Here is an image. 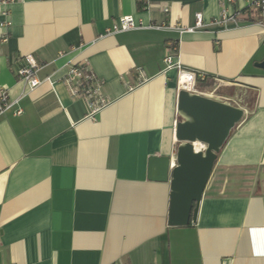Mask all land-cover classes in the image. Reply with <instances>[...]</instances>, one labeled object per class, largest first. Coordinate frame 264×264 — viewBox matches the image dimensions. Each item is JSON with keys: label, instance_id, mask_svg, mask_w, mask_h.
<instances>
[{"label": "crops", "instance_id": "crops-1", "mask_svg": "<svg viewBox=\"0 0 264 264\" xmlns=\"http://www.w3.org/2000/svg\"><path fill=\"white\" fill-rule=\"evenodd\" d=\"M10 1V26H1L0 5V91L23 96V113L0 116V264H264L256 0ZM224 5L237 22L211 25ZM197 13L209 25L180 33ZM128 16L143 28L108 34ZM174 45L182 67L209 75L206 86L215 85L211 77L227 82L221 97L246 111L187 228L168 225L170 184L148 179L150 158L174 162L179 146L178 70L164 63ZM28 54L43 66L33 91L16 75ZM80 63L110 101L94 115L64 83Z\"/></svg>", "mask_w": 264, "mask_h": 264}, {"label": "water", "instance_id": "water-1", "mask_svg": "<svg viewBox=\"0 0 264 264\" xmlns=\"http://www.w3.org/2000/svg\"><path fill=\"white\" fill-rule=\"evenodd\" d=\"M255 66L264 70V60ZM177 111L183 120L175 127V138L179 142L176 161L171 157H151L148 179L170 184L168 225L187 228L197 222L218 155L246 111L183 89L178 93ZM195 143L205 149L196 150Z\"/></svg>", "mask_w": 264, "mask_h": 264}, {"label": "built area", "instance_id": "built-area-1", "mask_svg": "<svg viewBox=\"0 0 264 264\" xmlns=\"http://www.w3.org/2000/svg\"><path fill=\"white\" fill-rule=\"evenodd\" d=\"M10 0H0L1 7L4 9L1 11L2 16L6 20L1 24V26H10L11 22L9 20L10 13L6 9V6L10 3ZM234 2V0H230ZM257 9L260 11L261 21L260 24L264 28V0H256L254 2ZM169 9H165L167 12ZM237 22V15L230 14L227 10V7L222 8L221 14L218 18L214 19L210 24L218 26L220 28H226L231 23ZM209 24L205 23L202 13H197L195 15V24L192 27H180L178 30L180 33H192L201 30L208 26ZM152 28H162V26L152 25ZM143 28L142 23L137 24L133 17H122L108 31L109 35L116 33L127 32L135 29ZM36 57L33 54L24 55L21 57L20 62L18 63L16 75L19 81L27 85V87L33 91L41 85V81L38 77V73L43 68L42 64L38 62ZM178 48L174 45L172 48L168 49L166 57L164 59L165 70L177 69L178 70V84L179 89L187 90L191 93L206 95L209 97H214L222 102H228L225 98L221 96H215L219 91V88L222 84L227 82L218 79L216 77H211L214 80V86H206L208 82V77L206 73L193 71L190 69H185L178 62ZM185 80V85L182 86V81ZM64 83L67 86L68 90L73 99H82L88 102L90 105V110L92 114H96L100 110L106 108L110 101L106 98L102 92L103 81L99 79L90 66L87 63H80L77 65L70 66ZM184 84V83H183ZM23 99V96L18 100H12L9 93L6 90L0 91V116L12 112L16 116H21L23 109L20 107V101ZM230 103V102H228ZM205 146L201 150H204Z\"/></svg>", "mask_w": 264, "mask_h": 264}, {"label": "rangeland", "instance_id": "rangeland-1", "mask_svg": "<svg viewBox=\"0 0 264 264\" xmlns=\"http://www.w3.org/2000/svg\"><path fill=\"white\" fill-rule=\"evenodd\" d=\"M222 94H224V92H220V91H218V92L215 94V96L220 97V96H222ZM245 98H247L246 100L250 101V103L253 102V95H252V94H247Z\"/></svg>", "mask_w": 264, "mask_h": 264}, {"label": "bare ground", "instance_id": "bare-ground-1", "mask_svg": "<svg viewBox=\"0 0 264 264\" xmlns=\"http://www.w3.org/2000/svg\"><path fill=\"white\" fill-rule=\"evenodd\" d=\"M184 83V84H183ZM185 85V80L182 81V86ZM186 86V85H185ZM202 145L200 143H195V148L196 150H201L202 149Z\"/></svg>", "mask_w": 264, "mask_h": 264}]
</instances>
